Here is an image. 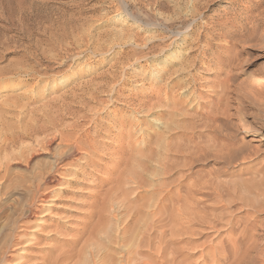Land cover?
<instances>
[{"label":"rangeland","instance_id":"1","mask_svg":"<svg viewBox=\"0 0 264 264\" xmlns=\"http://www.w3.org/2000/svg\"><path fill=\"white\" fill-rule=\"evenodd\" d=\"M5 85L0 264H264V0H0Z\"/></svg>","mask_w":264,"mask_h":264},{"label":"bare ground","instance_id":"2","mask_svg":"<svg viewBox=\"0 0 264 264\" xmlns=\"http://www.w3.org/2000/svg\"><path fill=\"white\" fill-rule=\"evenodd\" d=\"M13 90V86H11V85H5V86H2L1 88H0V93H6V92H10V91H12ZM262 175H261V178H260V180H258V181H254V179L252 178V179H250V180H246V181H244V180H241V181H239V182H237V187H236V189H238L237 190V192H235V193H233V195H231L232 197H230L234 202H235V200L236 199H239L241 202H242V204H246V202L247 203H250V204H252V208H254L253 206H255V207H257L258 209V212H259V210H263L264 209V173H263V170H262ZM220 174V173H219ZM246 174V173H245ZM241 177V176H240ZM251 177H252V175H251ZM254 177V176H253ZM255 178V177H254ZM242 179V178H241ZM257 179H259V178H257ZM236 181V180H235ZM234 181V182H235ZM238 181V180H237ZM223 184H224V182H222ZM226 183V182H225ZM235 184V183H234ZM212 186V185H211ZM215 187V186H214ZM224 187L225 186H223V189H224ZM229 187V186H228ZM227 188V187H226ZM215 189V188H214ZM220 189V188H219ZM223 189H221V190H223ZM232 189V188H231ZM235 189V188H234ZM235 189V190H236ZM204 190V189H203ZM241 190V191H240ZM217 191V190H216ZM224 191V190H223ZM222 193V192H221ZM225 193V192H224ZM229 193H231V192H229ZM216 194V193H215ZM222 194H220V196H221ZM225 195H226V193H225ZM229 195V194H228ZM230 196V195H229ZM221 197H223V195L221 196ZM225 198H226V196H225ZM229 198V197H228ZM229 198V199H230ZM226 200V199H225ZM224 200V201H225ZM222 201V200H221ZM228 201V200H227ZM233 201L231 202V203H233ZM237 201V200H236ZM239 201V202H240ZM224 203V202H223ZM226 203V202H225ZM229 203V202H228ZM227 203V204H228ZM236 204H237V202H236ZM239 204H241V203H239ZM238 204V205H239ZM220 205V204H219ZM225 205V204H224ZM249 205V204H248ZM240 206V205H239ZM250 206V205H249ZM229 207V206H228ZM242 207H244V206H242ZM247 207V206H246ZM227 208V207H226ZM254 209H256V208H254ZM256 210V211H257ZM226 211V210H225ZM230 212H231V210H230ZM262 212V211H261ZM228 214V213H227ZM256 216V215H255ZM259 217V216H258ZM257 219H259V218H257ZM229 220V219H228ZM226 221V220H225ZM214 226V225H213ZM212 226V227H213ZM217 226V225H216ZM225 246V245H224ZM222 247H223V245H222ZM253 247H254V245H253ZM246 252V251H245ZM260 256V255H259ZM263 256V255H262ZM223 258V257H222ZM243 258V257H242ZM262 258V257H261ZM235 259V258H234Z\"/></svg>","mask_w":264,"mask_h":264}]
</instances>
